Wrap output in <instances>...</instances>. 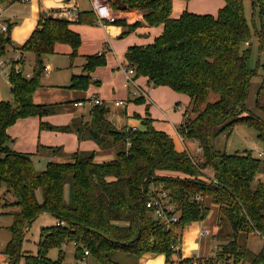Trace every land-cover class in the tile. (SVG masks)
I'll return each mask as SVG.
<instances>
[{
	"label": "trees",
	"instance_id": "trees-1",
	"mask_svg": "<svg viewBox=\"0 0 264 264\" xmlns=\"http://www.w3.org/2000/svg\"><path fill=\"white\" fill-rule=\"evenodd\" d=\"M121 1L127 5L125 11H142L146 25H163V32L151 43L127 49V65L154 85L168 86L190 97L178 130L184 137L198 141L204 158L195 163L187 150L180 152L173 138L156 128L150 114L142 120L144 129L131 130L124 123L125 114L115 117L107 105L94 103L87 105L85 115L74 114L66 125L42 121L40 129L74 132L79 140L90 139L101 149H113L114 159L98 162L95 151L76 150L65 160H50L40 170L34 164V153L10 149L8 128L18 119L43 117L63 108L61 103L40 105L33 101L34 91L41 86L44 56L54 53L57 43H65L72 47L73 60L82 42L69 20L43 16L30 37L15 47L22 54H35L34 74L27 78L13 66L8 77L15 102L0 101V210L8 209L4 213L13 218L5 250L10 264H19L23 256L25 264H60L49 253L66 242L74 243L77 256L89 250L101 264H116L108 255L113 250L137 255L164 252L166 264H264V244L257 253L239 244L240 234L264 236V182L253 184L263 161L250 153L228 154L211 142L213 134L231 131L239 124L254 127L264 140V119L246 106L256 71L249 65L252 35L244 0H224L217 15L184 10L179 17L172 16L174 0ZM6 2L14 1L0 0V5ZM108 2L119 11L116 0ZM252 4L262 17L256 33L264 54V0H252ZM79 21L99 22L92 10L82 12ZM113 23L126 27L123 35L142 25L141 21L128 24L124 19ZM9 42L10 32L0 34V59L5 54L4 44ZM23 58L17 61L22 66ZM84 59L83 72L73 75L72 88H87L91 72L107 64L104 52L85 55ZM212 92L218 97L209 101ZM134 101L145 102V97ZM40 150L54 157L62 147L41 145ZM209 167H214L215 176L208 182L202 180V175ZM160 183L179 212L178 221L170 226L146 206L150 187ZM197 195L202 200H197ZM207 198L218 206L214 238L225 241L218 244L213 256L182 259V229L187 223L207 217ZM43 213H49L57 222L42 228L36 254L23 253L25 233Z\"/></svg>",
	"mask_w": 264,
	"mask_h": 264
},
{
	"label": "rangeland",
	"instance_id": "rangeland-1",
	"mask_svg": "<svg viewBox=\"0 0 264 264\" xmlns=\"http://www.w3.org/2000/svg\"><path fill=\"white\" fill-rule=\"evenodd\" d=\"M82 6L89 5V0H78ZM181 1V2H178ZM176 0L172 9V15L174 10L176 13L179 9L183 8L175 17H179L181 12L186 9L195 13H209L217 15L220 8H222L224 0H190L188 4L185 0ZM185 1V2H184ZM71 6H74L72 4ZM2 7V5H1ZM63 7H68L63 3ZM188 9H187V8ZM25 8V4L15 3L11 5H6L3 3L2 17L11 16L14 18L16 14ZM4 9V10H3ZM115 10V9H114ZM244 11L246 19L251 28V55L249 58V65L251 69L256 71V74L251 78L249 93L246 100L247 108L259 115L264 119V89L262 88V82L264 77V54L260 52L259 37L256 30L259 29L261 25L262 17L260 15L259 9L254 10L252 0H244ZM264 20V17H263ZM98 23L89 24L91 26H97ZM112 24V23H107ZM114 24V23H113ZM1 25V22H0ZM130 33L123 35L118 34L115 36V40L120 41L119 45L116 47L117 51H121L125 46V38H120V36H127ZM8 43V49L5 53L13 52L12 45L19 46L20 42ZM17 50V49H16ZM19 51V50H17ZM14 53V52H13ZM12 53V55H13ZM89 53L82 49L78 50V56L73 60L68 54H47L45 65L50 69V73L47 74L43 70L40 75L41 86L38 87L33 94V101L40 105H52V104H64L63 107L74 108L72 103L76 99L90 97L97 94L101 100H105V104L115 112L119 110L139 114H150L155 117L154 125L160 130L167 132L172 136L176 148L180 151H188L192 156H194L198 161H202L204 158L203 150H199L200 146L197 140L184 137V142H182L176 131L174 130L170 120L165 119L164 113L168 112L170 118L178 126L184 121L183 112L184 108L189 104L188 96L185 93L177 92L167 86H156L151 83L148 78L141 76L138 78L137 82L145 86L150 94L148 98L149 102H129L124 106H117L115 100L124 99L128 101V93L124 88V73L121 72V66L117 69L116 65L111 66L108 62L104 66H98L91 72L92 81L90 85L85 89L72 88L71 82L74 74H81L83 72L82 61L85 60L82 54ZM25 54V53H24ZM32 61L27 64L26 70L31 72V75L35 71L34 63V53H32ZM91 55V53H89ZM4 56V55H3ZM44 56V57H45ZM5 57V56H4ZM107 60V56H106ZM23 63H25V58H23ZM126 67L127 64L123 63ZM82 69V70H80ZM121 70V71H120ZM26 72V71H25ZM28 73V72H27ZM9 77L2 75L0 73V101H9L11 103L15 102L14 95L9 85ZM133 83L131 86L133 87ZM133 92V91H132ZM218 94L212 92L209 96V101H214L217 99ZM134 100V99H133ZM187 108V107H186ZM89 107L82 106L77 108L76 114H86ZM72 111L69 109H60L55 114H50L47 116H28L18 119L14 124L8 128V133L11 136L8 146L12 150H19L23 152H32L37 148L39 142L43 143L46 135L54 136L53 144L57 146H64L67 151H74L76 138L71 136L73 134H67L64 132H50L47 129L40 130L41 120H48L51 118L55 122L60 124L68 123L71 119ZM75 114V113H74ZM195 116V113L191 114ZM135 116H139L138 114ZM142 120L146 117H141ZM144 125V124H143ZM52 131V130H51ZM73 137V139H72ZM90 140V139H89ZM92 149L90 151H95V158L98 162L100 159H104L111 155V150H104L99 148L93 140H90ZM211 142L213 146L223 152L228 154L240 152V153H250L253 157L261 159L263 161L262 168L258 172L253 184L256 185L258 182H264V157H259V152H264V140L259 137L258 131L249 125L239 124L235 126L231 131H225L221 134L212 135ZM113 154V151H112ZM215 176L214 167H209L204 170L202 175V180L210 181ZM69 186L66 187V192ZM3 193V189H0V194ZM42 200V194L39 191L38 197ZM69 197V196H67ZM206 206L210 208L207 217L204 220L192 221L185 224L182 229V244L180 256L182 259L193 258L198 253L200 255H205L201 257L213 256L219 243L224 242L223 239L212 240V235H201V231L204 228L209 227L216 234L218 228L216 224L218 206L212 202L210 198L206 199ZM8 209L0 210V263L9 262V257L5 254V250L8 241L11 239V232L8 227L12 224L13 218L10 214L4 213ZM57 222L56 218L49 213H43L39 215L34 222L28 227L25 237L22 243V252L36 254L38 250V243L41 240L42 228L46 226L55 225ZM201 224H204L203 229H201ZM194 227L195 230L192 232H186L190 227L191 230ZM249 237L243 234L239 236V244L243 247H247L251 252H258L260 247L264 244V236L259 233H251ZM194 235V237H193ZM219 242V243H218ZM197 244V245H195ZM185 252V253H184ZM109 258L116 264H166L167 255L164 252H145L141 255L131 254L122 250H113L109 252ZM84 253L81 257L76 255V247L72 242H66L60 247H54L50 250L49 257L54 260H60V264H101V262L93 256L91 253L87 259H83ZM199 256V255H196ZM179 257L176 256V259ZM25 257H21L19 264H25ZM109 264V262H105ZM111 264V263H110Z\"/></svg>",
	"mask_w": 264,
	"mask_h": 264
},
{
	"label": "crops",
	"instance_id": "crops-1",
	"mask_svg": "<svg viewBox=\"0 0 264 264\" xmlns=\"http://www.w3.org/2000/svg\"><path fill=\"white\" fill-rule=\"evenodd\" d=\"M174 2H176V0L173 1V6H174ZM178 2H181V1H178ZM186 2L188 4V1H186ZM15 3L25 4V8L22 11H20L18 14H16V16L14 18H12L11 16H8V17L6 16L5 18H3L1 15L2 10L0 11V22L3 21L6 24H8L9 26H11V29H9L11 41L14 40V42L15 41L20 42V45H22L30 37L33 30L37 27L38 21L45 15H52V16L58 17V18L65 17L67 20L70 21V28L72 30H74L75 32H77L81 36L82 42H81V46L79 47V49L89 51V53H91V54H97V53L104 52L105 56H107V63L110 62L111 66L116 65V68L118 69L122 65L121 66L122 71L121 70L120 71L124 73V81L125 82H124L123 86L126 89V92L128 93V101H126L124 99L115 100V103L117 101H123V104L117 105V106L120 107V106L127 105L129 102H135L133 99L140 97V96H144L145 101L149 102L148 98H150V94H149L147 88L137 82L138 78L141 76H139L138 78H135L136 81H135V83H133L134 84L133 87L131 86V84L127 85L124 69L127 68L128 65H126V67H125V65L123 63L127 64V61L125 58V54H126L127 49L132 45H145V44L151 43L155 39V37H157L158 35H160L163 32V25L162 24L159 26H153V27L146 25L144 13L142 11H139V10H132V11H120L119 10V11H116L117 19H124V20H126V22L128 24H132V23H135L137 21L142 22V25L137 27L129 35H127V36L122 35L119 37V39L125 38L126 46L121 51H117L116 47L119 45L120 41L115 40V36L118 34H122L125 31L126 27L124 25H122L120 23L107 24V23L96 22V23H98V24H96L97 26H91L87 22H80L79 21L80 14L82 12L91 11V10L93 11L92 6H91V2H89V5H87V6H82V4H80V2L78 0H27V1L19 0V1H14V2H6L4 4H6L8 6V5L15 4ZM63 3L65 5H67L69 8H73L75 6V7H77V10L75 12L74 11L66 12L62 9ZM72 4H74V6H71ZM1 5L3 7V3ZM224 5H225V1L223 3V6ZM182 9L183 8L179 9V11H181ZM184 10H186V9H184ZM179 11L176 13V11L174 10L172 16L175 17L179 13ZM0 34H2V33L0 32ZM9 43H11V42H9ZM3 47L5 50L8 49V43L4 44ZM12 47H13L12 51L14 53L13 52H8V54L5 53L4 54L5 57L3 56L1 59L15 58L19 54L20 51L16 50V48H15L16 46L12 45ZM71 52H72V47L69 44L57 43L55 45L54 54H68L70 56ZM12 53H13V55H12ZM89 53L82 54L81 56L83 57L85 55H89ZM21 55L24 56V58H25V63L23 64L24 72L26 71L25 73L28 72L31 74L30 71L26 70V66L28 63H30L32 61V57H31V56H33L32 53L26 52L25 54H21ZM46 58H47V56H45L43 58V70L45 72H47V74H48V73H50L51 70L48 69L47 66L45 65ZM84 62H85V60L82 61V63H81L82 65H80L81 67L83 66ZM34 63L36 64L35 54H34ZM43 70H42V72H43ZM80 70H82V69H80ZM7 72H8V68L6 66L0 67V73L2 75H6L8 77ZM9 85L11 88L10 81H9ZM138 87L143 89L145 91V94L134 97L132 95V93ZM92 96H97L98 98H100L97 94L92 95ZM92 96L86 97V98H81V99H76L72 103L74 108H68L66 106V107H63V109H69L72 111V114H71V119H72L74 113L75 114L77 113L76 112L77 108L83 106V105L75 106L74 103H76V102L86 103ZM188 100H189V104H190V97L189 96H188ZM102 101L105 104V100H102ZM189 104L186 107H188ZM87 105L88 104H85L86 107H87ZM186 107L184 108V111H185ZM111 112H112V115L115 117L120 115V114H125L127 116V119L125 120L124 123L127 124V126L129 128L136 127L137 129H144V127H145L141 123V118L139 116L138 117L135 116V114L136 115L138 114L141 117H143V116L145 117L146 114L142 115V114H139L138 112L131 113V112H128L127 110H125V111L119 110L118 112L111 110ZM150 117L155 119V117H153L152 115H150ZM164 117H165V119L170 120L174 130L177 132V128L179 126L174 121L171 120L170 114L168 112H165ZM117 118L119 119V117H117ZM183 118H184V112H183ZM47 119L48 120H46L45 122H49V123L54 124V125H66L71 121V119H70V121L68 123L60 124L58 122H55L54 120H51L50 116ZM42 121H44V120H41V122ZM156 128H158V127H156ZM158 129H162V128L160 127ZM40 130H43V129H40ZM48 131H50V132H61V131H55V130H52V131L48 130ZM64 133L73 134L71 136H74L76 138V141H75L76 142L75 147L77 148L76 150H89L90 151L92 149V146L90 144L91 142L89 139L79 140L77 134L74 132H64ZM53 139H54V136L46 135L45 139L43 140V143L39 142L37 145V148L34 151L30 152V153L35 154L33 156V161H34V164H35L37 169H40V170L44 169L46 164L52 159L65 160L66 158H68L69 154L76 151V150L67 151L64 148V146L54 145ZM72 139H73V137H72ZM41 145L62 147V152L58 153L54 157L51 156V153L46 151V150H43V151L40 150L38 152L39 146H41ZM96 145L99 147V145L97 143H96ZM20 150L21 149H19L17 151H20ZM109 151L111 152V155L104 158V159H100L99 161H109V160L114 159L115 158V151L113 149H109ZM112 151H113V154H112ZM21 152H23V151H21ZM167 174H171V173L167 172ZM172 174H174V173H172ZM179 175H181V174H179ZM65 195H66V197L69 196V189L65 193ZM39 198H40V196H39ZM203 225L204 224H201V229H203V227H204ZM207 228H209V227H207ZM194 230H195V228L194 227L192 228V225H191V230L189 227L186 232H192ZM209 230L211 233L208 235L213 234L212 240L215 241L216 240V238H214L215 232L213 230H211L210 228H209ZM250 235H253V234H250ZM193 237H194V235H193ZM195 245H197V244H195ZM260 249H261V247H260ZM254 253H257V252H254ZM196 255L205 256V255H200L198 253Z\"/></svg>",
	"mask_w": 264,
	"mask_h": 264
},
{
	"label": "built area",
	"instance_id": "built-area-1",
	"mask_svg": "<svg viewBox=\"0 0 264 264\" xmlns=\"http://www.w3.org/2000/svg\"><path fill=\"white\" fill-rule=\"evenodd\" d=\"M13 1H19V0H13ZM27 1V0H22ZM91 6L95 14L97 15V18L100 23H113L117 19L116 10H114L111 6V4L108 2V0H90ZM62 9L66 12L70 11H76L77 7L69 8V7H62ZM0 11H1V5H0ZM0 32L1 33H8L9 32V25L5 22L1 21L0 25ZM250 42L247 41L246 45H249ZM22 53L19 52V54L15 58H6V59H0V67L6 66L8 68L7 74L9 75L10 69L14 66L15 70L17 72L24 73V75L27 78L31 77L30 73H25L24 68L20 63H17V61H21L22 59ZM125 72V78L127 85H130L131 83H135L134 76L136 74V70L133 67H127L124 69ZM145 91L138 87L132 95L134 97H137L139 95H144ZM104 104L103 101L98 98L97 96H92L86 103L82 102H76L74 103L75 106H80L83 104ZM123 104V101H117L116 105ZM136 127H132L131 130H136ZM177 135L179 139L184 142V135L182 132H180L177 128ZM130 145V141H128V144ZM199 150H202L201 147ZM259 157H264V152H259ZM192 156V155H191ZM193 160L195 163L197 162L196 158L194 156ZM204 172V171H203ZM197 200H202L201 195L196 196ZM146 206L148 208L153 209L155 216L160 219L163 223H165L167 226H170L172 223L178 221L179 219V212L176 211V204L174 203L172 197L170 196V193L167 189L164 188V185L162 183L152 185L150 187V199L147 201ZM64 224V222H61ZM209 228H204L201 231V235H208L210 234ZM90 255L89 250L84 251L83 259H87V257ZM0 264H10V261L7 263H0Z\"/></svg>",
	"mask_w": 264,
	"mask_h": 264
},
{
	"label": "water",
	"instance_id": "water-1",
	"mask_svg": "<svg viewBox=\"0 0 264 264\" xmlns=\"http://www.w3.org/2000/svg\"><path fill=\"white\" fill-rule=\"evenodd\" d=\"M116 1H117V4H118V9H119L120 11H125V10L127 9V5L124 4V3H122L121 0H116ZM62 19H63V20H66L65 17H62ZM38 73H40V71H38ZM138 77H139V74H135L134 79H135V78H138Z\"/></svg>",
	"mask_w": 264,
	"mask_h": 264
}]
</instances>
